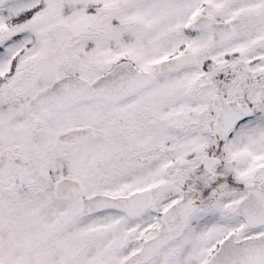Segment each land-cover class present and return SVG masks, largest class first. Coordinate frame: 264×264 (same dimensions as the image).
<instances>
[{"label": "snow or ice", "instance_id": "obj_1", "mask_svg": "<svg viewBox=\"0 0 264 264\" xmlns=\"http://www.w3.org/2000/svg\"><path fill=\"white\" fill-rule=\"evenodd\" d=\"M0 264H264V0H0Z\"/></svg>", "mask_w": 264, "mask_h": 264}]
</instances>
